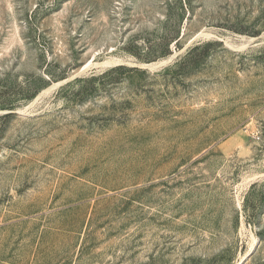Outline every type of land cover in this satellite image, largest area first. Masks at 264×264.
<instances>
[{
    "label": "rangeland",
    "instance_id": "374dc122",
    "mask_svg": "<svg viewBox=\"0 0 264 264\" xmlns=\"http://www.w3.org/2000/svg\"><path fill=\"white\" fill-rule=\"evenodd\" d=\"M0 264H264V0H0Z\"/></svg>",
    "mask_w": 264,
    "mask_h": 264
}]
</instances>
